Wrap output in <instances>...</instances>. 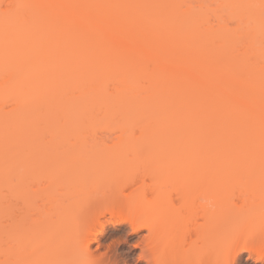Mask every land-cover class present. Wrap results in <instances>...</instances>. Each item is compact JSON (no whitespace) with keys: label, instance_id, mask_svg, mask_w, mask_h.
<instances>
[{"label":"bare ground","instance_id":"bare-ground-1","mask_svg":"<svg viewBox=\"0 0 264 264\" xmlns=\"http://www.w3.org/2000/svg\"><path fill=\"white\" fill-rule=\"evenodd\" d=\"M101 1L98 0H7L6 2L10 4V7L8 6L6 10L11 8L10 9L11 14L9 10H8L9 15H7L8 13L5 11L7 14L5 13L6 15L4 14L5 16H3V18L6 19L12 18L11 21L6 20V22L10 21L7 23V25L10 24L11 26L12 23L16 22V24L20 26L18 27V29H20L21 31L17 30L15 27H11L12 29L7 28V26L4 27L5 19L1 17L0 18L3 19L4 22H1L2 20H0V23H2L3 26L2 28L5 29L4 34L6 33V31H8L9 33V34L8 33L5 34L6 41L9 38H10L9 40H12L11 37H13V41L15 40L16 43L17 42L20 43L19 41L22 40L21 36L23 38L24 35H26L25 34L26 30H24L25 32L22 30L23 27L25 26L30 27L28 28L29 31L32 29L31 26L33 25V23L30 24L28 19L35 21L42 20L36 23V24H40L39 25L40 29L38 28V30L40 31L36 29L33 30V32L36 31L33 38L34 40L35 38L37 39V36L41 37V31L47 30L48 31L47 34H48L51 31V28H53L52 32L56 34L52 36L53 33H51L50 39L52 37L54 38L57 35L59 37V41L56 39L57 36L55 37V39L53 38L52 39L54 41H57L56 43L58 44H56L51 39L52 41V43L50 41L51 46H49L50 43L48 44L45 42L43 49L47 48V44H48L49 47L53 46V48L51 49L48 48L49 50L48 49L47 50L48 51L51 50L50 52L54 53V50L56 51L57 48L56 47L54 49V46L59 45L58 46L59 48H57V50H61L62 53L61 57H63V59L61 58L58 64L56 62L55 67L57 68L58 66L61 69L62 66L61 72L59 71L60 69L57 68L58 73L60 72L62 74L60 75L62 76V78L60 77V79H62L61 83L63 80L65 83H67L70 81L71 78H72L71 80H73V77L77 78L75 83L73 81V85H76V87L79 86V88H76L78 89L76 91H78L79 94L84 93L85 96H91L92 99L102 92L101 91V89H103L102 87L105 86L104 84L106 82H108L107 84H109L110 80H111L110 83L112 85H114V83L115 84L117 83L115 85L117 86L115 87V89L118 91L119 94L124 93L125 91L127 92L129 90L130 91L133 90L134 92L135 91L134 89L136 88L135 86H139V84H141V81L145 80L149 85V87H147L148 89L147 88L145 89V92L150 88V90L147 91V93H145L146 95L151 94L153 96L154 94V96L157 97V95H159L158 91L160 90V89L157 90L156 89L157 87L164 88V90L162 89L164 92L160 90L162 93L166 92L168 94L169 92V94L172 95V96L168 95V98H172L173 100L169 99L170 100L169 103L172 102L173 103L171 105L168 103L167 105L170 106L168 107V109L166 108L167 106H165L166 108L165 111L164 110L159 111L158 109L159 104L157 103L158 105L157 106L156 103L154 104V102L153 104L152 102L149 103L148 106L145 105L146 107H142V108L138 107L137 109H135L136 107H134L133 109L131 108L130 109L131 111L130 110L127 111L125 113V116L120 118L121 120L124 119L125 125L123 124V126H120L122 125L120 124V122L117 123L118 124L117 126L116 124L114 125V122L111 123L109 122L110 120L108 121L106 118H103L108 121L106 122L107 124L105 130L108 129L107 126L111 124L114 127L111 128L112 130L113 129L116 130L117 128H119L121 132L122 131L125 132V130L128 131L127 129H130L134 132L133 129L136 127L138 130H140V132H142V133L139 132L140 134L152 133L153 131L154 133L156 131L162 133L164 131L167 132L185 131L186 133L189 132L187 135L190 134V137L188 136L187 137L188 140L185 139V142L183 141L184 144H186L184 148H179V146L173 143V146H176V148L170 147V151L167 154L165 153L168 152L167 151L168 149L165 150L166 152L163 150L164 153L163 151H161L160 152L162 154V155L160 154L161 158L159 157V152L157 154L159 158L155 154L156 158H158L159 160L156 161V159L153 158L157 163L156 166H158L154 168H160V169L163 168V170L162 172L157 170V175H155L157 180L156 179H155L156 181L154 180L156 182L154 185L152 184L147 185L148 187L143 186V189L140 188L137 190L136 188L138 187H136L135 189L133 188V191L130 190L131 192L129 193L125 192L126 194L123 195L124 192L122 191L120 192V187H118L119 192H117L118 189L117 186L115 185V184L117 185L119 184L118 183L119 180L115 182L113 180L114 183H110L109 185L110 179L106 178V180L108 179V181L103 183L101 182L102 184L100 186L102 187L103 185L104 186L103 189L104 188L107 189L108 187L110 188L111 186L113 188H116V191L115 190L112 191L110 189L112 193L111 194L108 193L110 194L108 195L110 197L107 201L109 202L110 199L116 198L117 194L119 195L121 194L119 197H117V200L113 201V204L111 202L109 203L105 202V199L103 198L102 195L103 192H101L102 193L101 194L102 197H101V195L99 194L100 191L99 193L96 192L97 188L93 187V185H91L90 191L87 190L84 195L80 193L79 197L83 196L84 198V199L82 198L78 199L80 201V206L79 204L78 205L75 204L77 207L74 205L76 208L73 205H71L72 207L68 206L71 209L74 207V212L77 210V214L78 212L82 213V215L81 214L79 215L81 218L80 217L78 218L80 219L79 222L81 223H76L78 222V219L76 218L77 214L73 215L74 214L73 213L71 216L73 220H75L73 226L77 229L76 232L74 229V232L77 235L79 234L78 230H81L79 232L82 233L81 244L76 245L75 246L76 248H74L79 250V251L77 250L78 252L76 254L77 257L74 254L76 253L74 252V249L73 250L70 249V253L74 252L73 253L74 257H71L70 259L71 264H106L107 260L108 262L110 260L112 264H118L117 262L118 259L116 258L119 256H116V249H117L116 247L114 248L115 251L112 253V255L110 253L108 254L109 256L105 255L109 259L105 258L103 255L102 257H104V259L101 258V260L98 259V257H101L98 255V252L97 253L96 251L92 252L89 249L90 247L89 241L93 240L95 243H98V240L105 233L107 229L106 227H104L105 223L106 225L109 223L113 227L112 229L109 230L110 231L109 233L116 237L118 234L115 227L121 226L122 224L127 225L125 227L129 228L131 236L140 234L141 232L145 231L146 236L144 238L142 237L143 238L142 240L140 239L142 242H141V248L139 249L142 251L140 252V254L142 253L141 256L143 255L140 258H142V261H144L145 264H233V261H235L236 257L238 256L237 255L238 252L243 251L244 249L245 250L248 249V252L250 254L252 253V250L249 251V248H247L250 246L249 244L245 245L246 248L243 246L244 249H239L238 248L239 244L238 245L236 244L238 247L234 244L233 245L234 248L232 247L233 249L232 257H230L231 256L230 253L229 256L230 258H227L225 256L227 254L226 252L227 247L225 245L227 244L226 241H228L226 239H228L231 236L230 235L231 232H234L236 235H239L240 231L242 233L244 232L245 234L246 232L248 233L256 232L257 236L261 235L256 237L257 242L260 244L261 242L264 241L263 238L264 235L261 234L264 232V215H263L264 211H260L259 208H258L259 210L255 209V207L257 206L254 207V202H250L249 200H246L248 198L249 199L255 198L254 195L251 196V198L249 197L250 191L252 190L251 189L246 190L249 193V195H247V198L244 199V201H242V199H240L242 197L239 196L240 198L237 199L236 204L234 203V206H229L232 207L233 209L229 208L230 210H228V208H226L227 203L226 204L224 203L225 199L227 201V198H224L225 196L223 195L224 193L222 192L224 186L221 187L220 184V180L225 179L227 175L230 174V172H235L236 170L241 169L242 167H248V168L250 166L253 168L255 167V169L258 168L261 170V172L263 171L264 173V94H263L264 89L258 83L256 84L254 83L255 81H253L254 78H256L257 80L258 78H260L256 76L258 74V73L256 74V72L259 71L260 69L259 67H261L260 65L264 63V0H200L197 1L198 3L196 1L192 2L194 4H198L199 6L202 5L203 10H205V8L207 7V10L204 13H206L207 11L213 12L214 11L213 9L218 8L216 11L217 14L218 13H220V15H222L223 13L226 14L225 19L228 20L226 21L227 24L223 22L224 19L222 18V16L219 15L220 18L219 17L217 18V16L214 17L217 19L216 20L217 26L219 25L217 27V30L220 31L221 29V31L224 30L227 32L228 23L229 22L233 23L235 25L233 28L234 31L235 30L237 31V34L240 35L239 39L242 40L240 41L241 48H239V46L237 48H239L240 49L239 51H241L242 53L243 52L245 53L246 59L250 58L247 56H253L256 58V60H258V63L261 62L260 64H258V66H256L257 70L256 68L255 69L253 68V70H251L252 67H249L248 65H247L248 67L245 68V65L247 64V63L244 64L243 61L245 60L241 61L242 60L241 57L238 58L237 56H235L236 52L233 54L230 53V52H234L231 49H234L235 44L232 42L231 46L229 44H228L229 46L227 45L226 42L230 41L233 38V37L232 38L229 37V39L227 38L226 40V37L228 35H225V37H223V40H225L224 42L218 41V43L222 44L220 45L219 49H222V47L223 49L228 48L227 54L225 53L228 57L226 58L224 56V58L226 59L223 58L224 60L221 63L219 60L218 62L220 64H218V62L217 64L213 62L209 63L211 62L209 61V58L210 56H212L210 54L212 53L219 54L220 50L217 49L219 51L217 52L215 49L213 50L212 47H211L212 49H210L208 44H207L208 49L206 45H204L205 46L204 49L205 51H207L205 52L207 55L206 54L203 55L204 60L203 58H200V60L197 61L193 60L194 57L193 54L199 51L198 47H200L201 49L203 44L206 42L203 41L204 43L202 44L201 42L199 43L195 41V39L198 41L199 38H201L202 36L204 37V33H202V31H200V34L198 33L197 35L198 37L197 36L195 37V35L192 33V30L193 31L195 30V27L199 22H201V24L203 23L205 19L204 18L205 15L202 14V12L200 13L196 11V6L194 5V7H192L189 4L191 1L186 2V5L188 3V6L187 8L185 7V9L182 11V9L180 10L179 8H181L182 5L181 3H184L185 1L173 0L171 3L168 4L167 6L168 11L166 9L167 13L166 11L164 12L166 14H159L160 8H159V1L157 0H151V2L150 0H141V1L128 0V2L119 0L120 2L121 1L123 2L122 4H124L125 2L126 4L127 3L130 4L131 5L130 9L126 8L129 7L127 6L128 4L124 9L123 7L125 5L123 7L120 6L122 4L119 5L118 1L115 2L114 0H108L109 3L106 4L99 3ZM132 1L136 5L135 9L133 8L134 10L132 9V5L134 4ZM137 2H139V4H142L143 6H139L137 8V4H138ZM146 3L147 4L150 3L149 4L150 7H148ZM206 3L208 4L204 6V4ZM214 4H216L217 7L216 5L215 7L211 6ZM135 5H133V7ZM177 6L179 8H177ZM209 7L210 10H208ZM211 7H213V9H211ZM157 13L161 17L157 16L158 15ZM45 21L52 23L50 24L51 26L48 25L50 30L48 28L45 29L46 27V25L44 24L46 23ZM42 24L43 26H41ZM6 28L11 31V34H13L12 36H10L11 35L10 31L6 30ZM204 29L203 32L207 30L206 27H204ZM12 31H14V33ZM15 31L17 33L19 31L20 32L17 34L15 33ZM191 33L194 35L193 43H192L193 41L192 37L190 35ZM14 34L19 35L18 37L20 40L15 39ZM188 35L190 36L189 38L190 40L189 39L188 40L186 39V41L184 40L182 43H180L178 47L177 45L178 42L176 44L175 39L181 40V38L189 37ZM4 36L3 38L5 40ZM159 36L161 38L160 43H159V39H160ZM31 38L32 37L28 39ZM220 38H221V34H220ZM28 39L26 41L23 40L25 43H23L22 41V43L18 44V45L25 44L24 46L22 45L21 49L20 47L17 46L15 42H14L15 44L13 45L10 44V47L5 46L6 44L4 43L3 45L5 47L2 46V49L7 48L6 50L4 49L5 52L7 51L5 54H13L19 52L25 53V50L29 52L28 48L30 50L32 48H30V46L28 47V45L29 44L32 45L31 41L33 40L29 42ZM234 39L236 40L237 43L239 42L237 41V37L236 38L234 37ZM40 40H42V38ZM218 40L220 39L218 38ZM60 41L61 43L59 44ZM232 41L234 40L232 39ZM36 42H34L33 45ZM186 43H188L187 46L183 48V46L181 45H186ZM223 43L225 44V46L223 45ZM11 46L13 48V51H11L12 53H10V51L8 50L9 48H11ZM16 47L19 48L20 51ZM36 47H38L39 49L40 44L37 45ZM230 47L231 49H229ZM16 49L18 50L17 52H15ZM35 49L31 51L34 52L36 51ZM43 49L41 48L42 51L40 50L38 51L42 53L45 52L47 53V51ZM208 50H213V51L208 52ZM183 51H185L186 53L184 52L185 53L184 54ZM13 55L15 56V54ZM17 55L15 57H17ZM239 59L241 63L239 62ZM233 60L238 61L239 63H235L233 62ZM14 61L16 62L17 60L15 59ZM14 61H13L14 63L13 65H16V68L15 67L13 68L14 71L12 68L9 69L11 70L9 71V75L12 74L11 76H9V78L10 77L11 78L10 79L8 78L7 80L8 82H4V83L8 84L12 80H13L12 82L15 84L17 83V81L21 82L19 79L23 81V79H25L24 76L26 77L27 75H29V73L33 74L34 71L31 68L32 66L33 69L37 67L32 65L31 63L28 64L25 63L27 61H25L23 64H20L18 62L15 64ZM249 61L250 60H248V63L251 66ZM253 63L256 64L255 62ZM150 64L152 65V67L149 68L148 70L149 74H148L147 72H144V70L146 71V69H148L147 66H149ZM47 65H45L44 67L42 65L43 69H45ZM159 65L161 66V68H163L164 73L162 76H159ZM42 67H37V69L39 68V70L41 71ZM253 67H255V65ZM151 69L152 71H150ZM243 69L244 71L245 69L248 70L244 73L242 72L241 74L240 72ZM24 71H26L27 75L24 73ZM25 80L23 82H25ZM12 82L11 84H13ZM23 82L17 83L16 85L23 84ZM4 83L0 84L1 87L2 84ZM51 84L52 82L49 83V87ZM56 84L57 82L55 83V85ZM9 85H7L6 87H8ZM53 86L51 87L53 88ZM31 87L29 88L27 86L28 89L26 90H28V93H26L27 92L25 90L26 87H24L23 88L24 91L23 90L22 91L23 93H26V95L22 93L21 97H17V100L20 99L19 101L21 102L20 103L21 106L23 104H26L27 101H28L27 104L29 102L32 104V105L30 104L31 106L33 105H35L36 107L38 106L37 102L39 101L35 100L34 101L35 104H33V99L34 96H37L38 94H39L38 96H40L41 94L40 92L42 88L41 86L40 87L37 86L35 88L34 87L31 88ZM68 87H71V85ZM151 87H154L153 90L151 89ZM10 90L7 91L10 92ZM0 92H1L0 97H2L1 96L2 94H4L3 96L5 95L7 96L6 91L2 92L1 89ZM155 92L158 93L155 95ZM203 95L204 97H206L207 95L209 96L211 95V96L203 98ZM6 96L2 98H6ZM152 96L151 98L153 99L154 96L153 97ZM2 98L0 99L2 100ZM58 98H60V96ZM27 104L26 106L29 107L30 105L28 106ZM79 105L82 106L81 103H79ZM74 106H75L73 107L74 113L72 114H77L78 113L77 110H80L82 107L78 106L77 108L79 109H77L76 104ZM162 107L164 108V106ZM32 108L34 112L37 110V108L34 107ZM111 110L112 109L109 108L108 106L105 111L106 114H108L107 112H111ZM121 111L125 112L126 110H121ZM121 115H124V113ZM120 119L118 118L119 121ZM137 121L139 122L138 124H136ZM126 123H128V125L133 123L131 124V126L133 125L134 126L131 129ZM97 124L101 125L99 122ZM126 125L128 126L127 129H126ZM96 126H93V128L94 127L96 128ZM82 127L83 125H81V129H84V127L83 128ZM101 127L104 128V126ZM101 127L98 126L100 130L103 129ZM93 128L91 127L90 129L95 130ZM190 132L193 133L194 137ZM196 134L198 135V137L195 136ZM10 138L12 139V135H10ZM189 140H191V142H189ZM11 141L9 142L11 143ZM176 143L178 144L179 142ZM96 151L94 150L93 152H95L96 154ZM2 161L0 162L1 164ZM149 161L152 162L153 160L150 159ZM142 163H144V161H142ZM162 165L163 167L161 168ZM103 167L104 166H102V168ZM18 168L19 166H16V169L15 168L13 169L15 170L14 175H17L19 173L20 168L19 169ZM102 168L101 169L98 168L96 171H94V174L93 172L91 173L95 175L97 174V172H100L98 174L104 175L106 170L104 171L105 168H103L104 172L100 171L102 170ZM150 169L152 170V168ZM91 173L86 174V176L87 177L91 176ZM82 179L83 178L80 179L82 181L80 188L82 187L83 190L86 188L88 189L87 183L86 186L82 185L85 183L83 182L85 178L83 180ZM87 179L85 181H87ZM122 180L123 179H120L121 184H122ZM88 181H90V179H88ZM97 183L99 184V182ZM104 183L105 184L107 183L109 186H105ZM126 185L127 184H125V187ZM129 186L130 184L126 188H128ZM168 186L169 189L166 188ZM170 187L173 189V192L171 191L172 189ZM254 189L256 190V192L260 191L258 188L257 189L254 188ZM16 191L14 192V190H12V192H14L13 194L19 196L17 195L19 193ZM170 191H171V195L168 194L170 193ZM261 192L262 190L260 191V193ZM87 193L90 194L88 195ZM252 193L255 194V192ZM262 193L264 194V192ZM96 194L97 196L98 194L100 195V197L102 198L101 201L99 199V196L97 197ZM15 195L14 197H16ZM93 196L96 198H94ZM92 197L93 200L90 201L93 204L89 202V199H91ZM238 200L239 201L241 200L242 202L240 201L241 203L238 204L237 203ZM96 201L99 203H97ZM100 202L101 203L104 202V203L101 205ZM242 203H244L245 205H243ZM104 204H106L105 206H107L106 210L108 211V215L106 216H108L109 218L107 222L105 221L104 223L98 222L99 224L97 226L96 225L97 221H95L96 219L94 220L93 218L90 217L92 216L93 212H95V209H96L95 214H97L98 213L97 211L98 210L100 211V209L102 211L101 214L99 213L100 215L97 214L99 216L96 215L97 218H99L101 215L103 216L104 213L107 212L105 210ZM89 205L91 206V208ZM98 205L103 206L104 209H102L101 207L99 208ZM223 205H225V208ZM250 205L253 206L251 207ZM108 206H111L110 210L108 209L109 208ZM242 206L244 207V209ZM247 206H250V209L246 208ZM82 207H84V211H86L85 209L88 208L89 209L85 213H83L84 211L83 209H81ZM97 208L99 209L97 210ZM104 210L105 212H103ZM90 211L92 214L89 215ZM230 211H233V216H229L232 215V214H228V212L232 213ZM93 216L96 217L95 215ZM227 216L229 217V221L226 220L228 219ZM193 219L194 220L199 219L200 221L199 220L194 221ZM232 219H233V224H232ZM92 220H94V222ZM191 223H193L191 225L192 229L194 228L193 229L194 233L193 232L190 233L191 235L193 234V236L190 235L192 237L191 240L193 241L190 240L191 243L189 244L187 243L186 247H184V245L181 244L184 241L182 242L181 240L186 239L184 238L185 236L184 233L185 231L187 232V230L191 229V226L189 225ZM79 224H81V226H79ZM93 224H95V226L97 227H95ZM100 224L103 226H101ZM229 224H231V226H229ZM73 226L70 227L74 228ZM226 226H227V230H229L228 228H230L229 230L230 232H227V235H230L228 236V238L226 236V231H225ZM261 230L262 232L259 233V231ZM92 231H95L96 235L93 236L91 239H89L90 237L88 236ZM189 231L191 232V230ZM72 234L73 233H71V235ZM186 234H189V232ZM241 235L243 236L244 234ZM241 235H239V237H241ZM77 238L78 237H76L75 239L78 241L79 239ZM117 238H119V236ZM120 238L116 240L117 241L116 243L118 245L121 244L124 245L126 242L124 243L123 242L124 240L122 239L125 238L124 237L121 239ZM82 244L84 246H82ZM262 245H264V242L262 243ZM78 246L80 248H78ZM71 248H73V246ZM250 248L252 249L253 245ZM108 249H110V247ZM255 249L256 248L254 247L253 248L254 253H256ZM69 255L71 256L72 254ZM65 257L68 256L66 255ZM228 259L229 262H227Z\"/></svg>","mask_w":264,"mask_h":264},{"label":"rangeland","instance_id":"rangeland-1","mask_svg":"<svg viewBox=\"0 0 264 264\" xmlns=\"http://www.w3.org/2000/svg\"><path fill=\"white\" fill-rule=\"evenodd\" d=\"M6 1L7 0H0V17L1 18H3V16H5L7 13H8L7 15H9V11L11 9L10 8V9L6 10V8L8 6L10 7V4L8 3L9 1L8 2H6ZM98 1H101V0H98ZM114 1L115 2L118 1L119 3L118 2L117 3L119 5L123 3L122 1L120 2L119 0H114ZM123 1L128 2V0H123ZM157 1H159V8H160L159 14H166L168 11L167 6L173 0H157ZM184 1H185L184 3H181L182 4L181 8H179L180 4H179V7L177 6V8H179L180 10L182 9V11H183L185 9V7L187 8V6H188V3L186 5V2L191 1L189 4L192 7H194V5H195L196 11H198L200 13L202 12V14L205 15L204 16L205 19H204L203 23L201 24V22H199L198 24H201V25L197 24V26L195 27V30L194 31L192 30V33L195 35V37L198 35V33L200 34V31H202V33H204V37L203 36L201 37L199 35L201 38H199L198 41L195 39L196 42H199V43L201 42L202 44L204 43L203 41L206 42L203 44L201 49H200V47H198L199 49L197 48L199 51L195 52L193 54V56L195 57L194 58L192 56L193 60L197 61V60H200V58H203V55H205L206 54L205 52H207L204 49L205 48L204 45H206V47L208 49L207 44L209 45L210 49L213 48V50L215 49L217 52H219L217 49H219L220 45H222V44L218 43V41L224 42L225 40H223V37H225V35H228L226 37V40H227V38L229 39V37H231V38L233 37L232 39L235 41L234 42L231 39L230 41L226 42L227 45L229 44L230 46L232 45L231 44L232 42L235 44L234 49H231V47L229 48L232 51H234V52H230V53L233 54L236 52L235 56H237L238 58L241 57V59H242L241 61L245 60V61H243L244 64L247 63L245 65V68H247L249 66V67H252L251 70H253V68L255 69L256 66H258V64L261 63V62L258 63V60H256L255 57L247 56V57H250V58H247L248 60H250L249 61L251 64V66H250L248 63V60L246 59L245 53L244 52L242 53L241 51H239L240 50L239 48H241L240 41H242V40L239 39L240 35L237 34V31L236 30L234 31L233 28L235 25L233 23H231V22L228 23V26H227L228 31L227 32L224 30L221 31V29H220V31L217 30V27L219 25L217 26V23H216L217 19L214 17L217 16V18L218 17L220 18V16H222V18L224 19L223 22L225 24H227L226 21H228V20L225 19V15H226L225 13H223L222 15H220V13H218V14L216 13L218 8L213 9V7H215L216 4L211 5V6H213V7H211V9L214 10L213 12L207 11L206 13H204L207 10V7L206 8L204 7L205 10H203L202 5L199 6L198 4L192 3L194 1L197 2L200 0H184ZM150 2H151V0H150ZM153 2H155V1H153ZM99 3L106 4V3H109V1L108 0H102ZM137 3H136L137 8L139 6H143L142 4H139V2H137ZM7 4H9V5H7ZM127 4L125 2L124 4H122L120 6L123 7L125 5L123 7L125 9ZM149 4H147L148 7H150ZM207 4L208 3L204 4V6H206ZM133 5H135V3ZM133 5H132V9L133 8L135 9L136 5L134 7H133ZM127 6H129V7H126V8H128V9L131 8L130 4H128ZM208 6H210V5H208ZM216 7H217V5H216ZM166 9H167V11H166ZM208 10H210V7ZM165 11H166V13H164ZM10 14H11V11H10ZM159 14L157 16H159ZM159 17H161V16H159ZM1 18H0V20H2L1 22H4L3 19H5V23H4L5 26L4 27L7 26V28H10V29H12L11 27H15L17 30H20V29H18V27H20V26H18L16 24V22H14L13 20L12 21L14 23H12L11 26H10V24L7 25V23L10 22L12 18H10V19H8V18L7 19L6 18L1 19ZM6 20H10V21L6 22ZM28 21L30 24L33 23L32 26L30 25L32 27V29L30 30L31 32L28 29L30 27L25 26V27H23L22 30L23 31L26 30V32L24 31L26 35L23 34L24 35L23 38L20 35L22 40L19 39V37H18L19 35L14 34V36H15L14 38L17 40H20L19 42L22 43L23 40L26 41L28 38L32 37L31 39H28L29 42L31 40H33V41H31L32 45L29 44L28 47L30 46V48H32L31 49L32 51L35 48H37V49H35L36 51H38V50L42 51L41 48L43 49L45 42L49 44L51 39L53 38L52 37L50 39L51 33H53L52 36H54L56 33L52 32L53 28H51V31L48 34H47V32H48L47 30H45L46 31L45 32L43 29H41V30H43V31H41V37L40 36L38 37L37 36L38 34H37L36 35L37 39L35 38V40L37 41L36 42L33 39L36 31L33 32V30L34 29L38 30L40 24H36V23L40 22L42 20L35 21V20L28 19ZM45 22L46 23L42 22L46 25L45 29H47V28L49 29L48 25H50L52 23H50L48 21H45ZM41 26H43V24ZM2 27H3L2 23H0V84L4 83V82H8L7 80L9 78V76L12 75V74L9 75V71H11L9 69H11V68L13 69L14 67L16 68V65H13L14 64L13 61L15 59L17 60L16 62L14 61L15 64L17 62L20 64H23L25 61H27L25 63H27V64L31 63L32 65L37 66V67H42V65L44 67L47 64H50V65H47V67H45V69L47 68L46 70L43 69V67H42L43 70L41 69V71L39 70V68L37 69V67H35V69H33V66H32L31 68L34 72H33V74L29 73V75H27L26 71H24V73L27 75L26 77L24 76V78L26 80L23 79V81L25 80V82H23L21 79H19L21 82L17 81V83L23 82V84L16 85L17 83L16 84L13 83L12 82L13 80H12L8 84L4 83L7 85L10 84L8 87H6L7 85H4V84H2V87L0 85V87H1L0 90L2 89V92L6 91V93H7V96L5 95L6 98H2V97H5V96H3L4 94L1 95L2 97H0V98H2V100L0 99V136H1L0 137V162L2 160H4V161H2V164L0 163V170H2V171H0V264H38L39 262L41 264H71L70 259H71V257H74L73 253L76 252V253H74L75 256L78 253L77 252L78 249H74V248H76L75 247L76 245L81 244V240H82V235H81L82 233L79 232L81 230H78L79 234L76 235L75 232L77 229L73 226L75 223V220H73V218L71 217L73 213H74L73 215L77 214L76 209H75L76 211L74 212V207L76 206L75 204H77V205L79 204V206H80V201L78 199L79 198L84 199L83 196L79 197L80 193L84 195L87 190L90 191V187H91V185H93V187L97 188L96 192L99 193V191H100V193H99L100 195L102 194L101 192H103V194H102L103 198L105 199V202H108L107 200L110 197L108 195H110L113 190L116 191V188H113L111 186L110 188L109 187L107 188L108 191H107V189L104 188L106 190L105 191L103 189L104 186L102 185V187H101L100 185L103 182L108 181V179L106 180V178L110 179L109 185H110V183H114L117 180H119L118 183L121 184L120 179H123L121 185L115 184L117 186V189H118L117 192H119L118 187H120V192L121 191L124 192L123 195L133 191V188L135 189L136 187H138V188H136V190H137L140 188L143 189V186L148 187L147 185H151V184L154 185L156 183L155 181L157 180L155 177V175H157V170L160 172H162V170H163V168H162L163 165L161 166L162 169L154 168V167H158V166H156V164H157L156 161L159 160L158 159L159 157L161 158L162 154L160 152L168 149L167 150L168 152L165 151L166 152L165 154L169 153L170 147L176 148V146H173V143L175 145L179 146V148H184L186 145V144H184L185 139L188 140L187 137L188 136L190 137V134L187 135L189 132L186 133L185 131H178V132L177 131L176 132L164 131L166 133L157 132V131L154 133V131H153L152 133L140 134L142 132H140V130H138L136 127L135 128L137 130L134 128L133 129L134 132L130 129H127L128 126L132 129V127L134 125L131 126V124H133L135 121L133 123H131L130 125H128V123H126L128 125V126L126 125V129L128 131L125 130V132L124 131L121 132L119 130V128H117L116 130H114V129L112 130L111 128L113 126L111 124L109 126H107L108 129L105 130L106 124H107L106 122H108L109 120H110L109 122H111V123L114 122V125L116 124L118 126L117 123L120 122V124H122L120 126H123L124 119L121 120L120 118L124 117L125 113L127 111H129L131 108L133 109L134 107H136L135 109H137L138 107L139 108L146 107L149 105V103L152 102V104H153V102H154V104L156 103V105L158 103L159 107L162 104V106H164V108H165V106H167L166 108L168 109V107L173 103L172 101H171L172 103H169L172 98H168V95H170V96H172V95L169 94V92H168V94L166 92H165L166 94L162 93V92H164L163 91L164 88L163 87H161V88L157 87L156 88L157 90L160 89L162 91V92L160 90L158 91L159 95L161 97L159 95H157V97H155L154 94H153V96H154L153 97L150 94L153 97V99H152L149 94L148 95L145 94V93H147V91L150 90V88H149V90H147L145 92V89L147 87H149V85L145 80H142V79H141L142 80L141 84H139V86H135L136 87L135 89L132 88L135 90L134 92H133V90L132 91L129 90L127 92L123 91L124 93L119 94L118 91L115 89V87H117V86H115L117 83L116 84L114 83V85H112L110 83V81H111L110 80L109 84H107L108 82H106L104 84L105 86H103L102 87L103 89H101L102 92L99 95H97L96 97L91 99V96H85L84 93L79 94V92L76 91V90H78L76 88H79V86L77 85L78 87H76V85H73V81L75 83L77 78L73 77V80H71L72 78L69 77V78H71L69 82H71L72 84L69 82L65 83L64 80L61 83L62 79H60V77L62 78V76H60V75H62V74L60 72L62 71L61 70L62 66H61V69H60V67L57 66V68L60 69L59 73H58V69L55 67L56 62L58 64V62L61 60V58L63 59V57H61L62 56L61 50H57V48H59L58 47L59 45L54 46V49L57 47L56 51L54 50V53L50 52L51 50L48 51L49 49L53 48V46L49 47V46H51L52 41L49 44V46L47 44V48H44L47 51V53L46 52L42 53L40 51L32 52L29 48H28L29 52H27L25 50V53L24 52L23 53L22 52L21 53L20 52L19 53H13V54H15V56L17 54L20 55V56L17 55V57H18V59H17V57H15L13 54H5L7 52V51L5 52V50L7 48L5 49L4 47L5 46L10 47V44L13 45L16 43V41L15 40L13 41V37H11L12 40H9L10 38L8 37L9 39H7V41H6V35L5 34L8 33V31H6V33L4 34L5 29H3ZM52 27H53V25H52ZM204 27H206V29L208 31L206 30L203 32ZM7 28H6V30H9ZM16 31H15V33H17ZM38 31H40V30H38ZM12 32L14 33V31H12ZM192 33L190 35L192 37V40H193L192 43H193L194 42V39H193L194 35ZM227 33H229V34H227ZM10 34H11V31H10ZM206 34H208V35H206ZM211 34H212V36H211ZM220 34H221V38H220ZM12 35L13 34H11L10 36H12ZM3 36L5 37V40H4ZM48 37H49V39H48ZM55 37L53 39H55ZM57 37H56V39L59 41V37L58 38ZM234 37L235 38L237 37V41H239L238 43L236 42ZM25 38H27V39H25ZM39 38L40 39L42 38V40H40ZM159 38H160V36H159ZM189 38H190V36L181 38V40L175 39V41H176L175 43L177 44V42H178L177 45L179 47L180 43H182L184 40L186 41V39L188 40ZM218 38L220 40H218ZM39 41H40V43H39ZM34 42H36V43L33 45ZM54 42L56 43L57 41H54ZM160 42H161V38L159 39V43ZM4 43L6 44L5 46L3 45ZM20 43L17 42L16 44L21 49L23 44L18 45ZM23 43H25V42L23 41ZM38 43L40 44L39 49H38V47H36L37 45H39ZM60 43H61V41L59 42V44ZM188 43H186V45H181V46H183V48H184L187 46ZM7 44H9V45H7ZM56 44H58V43H56ZM183 44H185V43H183ZM53 45H55V44H53ZM212 45L216 46V47H213ZM223 45L225 46L224 43H223ZM2 46H4L3 48L5 50L2 49ZM238 46H239V48H237ZM24 48H26V47H24ZM17 49H19V48H17ZM17 49L15 50V52L18 51ZM20 49H19V51H20ZM8 50L10 51V53H12L11 52V51H13L12 46ZM213 50H208V52L213 51ZM219 50H220L219 54L218 53L210 54L212 56H210V58H209V61H211L209 63L213 62V63L217 64V62L219 60L221 63L224 59H226L228 57L226 55L228 52V48L223 49V47H222V49H219ZM184 52L185 51H183V53ZM228 55H229V53H228ZM238 55H240V56H238ZM224 56L226 58H224ZM232 56H234V55H232ZM205 57H207V56H205ZM203 60H204V58H203ZM252 61L255 62L256 64H254ZM9 62H11L12 64ZM52 62H54L55 64ZM233 62L239 63L240 59H239V62L234 61V60H233ZM220 63L218 62V64H220ZM254 65H255V67H253ZM262 65H263V67H262ZM262 65H260L261 67H259L260 68L259 71L256 72V74L258 73L256 76L260 77V78H258V80L256 78H254V80L253 79L252 80L255 81L254 83H256V84L258 83L264 89V63H262ZM48 66H50V67H48ZM151 67H152V65L150 64L149 66H147L148 69H146V71L144 70V72L148 73L149 72L148 70ZM247 70L245 69V71H244V69H243L240 73L242 74V72L244 73ZM256 70H257V68H256ZM13 71H14V69H13ZM150 71H152V69ZM163 73H164L163 68H161V66L159 65V76H162ZM52 80L54 81V83ZM50 81L52 82V84L49 87V83H51ZM11 82L15 86L13 84H11ZM56 82H57V84L55 85ZM70 85H71V87H68ZM27 86L29 88L31 86L34 88L37 86L38 87L41 86V88H42L41 92L38 90L41 93L40 96H38L39 95L38 94L37 96H34V99H33V104H35V102H34L35 100L39 101V102H37L38 103L37 107L35 105L31 106L32 104L30 102L27 104L28 101L26 102V104L28 106L31 104L29 107H27L26 104H23L24 106L23 105L21 106V104H20L21 102L19 101L20 99L17 100V97H21V95L24 91L23 88L26 87L25 90L28 89ZM43 86L45 87V89ZM51 86H53V88ZM48 87H49V89H48ZM153 88L154 87H151L152 90H153ZM6 89L8 91L10 89L11 90H10V92H8ZM36 89H38V88H36ZM57 90H58V92H57ZM165 90H166V88H165ZM26 91H27L26 93H28V90H26ZM151 91H150V93H151ZM158 92H155V95ZM26 93H23V94L26 95ZM0 94H1V92H0ZM58 95L60 96V98H58L59 97ZM204 95H206V94H204ZM204 95H203V98H206L209 96V95H207L206 97H204ZM149 97H150V99H149ZM35 98H37V99H35ZM158 98L159 99L161 98V99L159 100ZM31 99H32V97H31ZM21 100H22V98H21ZM111 102H113V103H111ZM79 103H81L82 106H80ZM168 103L170 104L169 106L167 105ZM75 104H76V108L78 106H80L82 108L80 110H77L78 111L77 114H72V113H74L73 107H75L74 106ZM108 106L112 110H111V112H107L108 114H106L105 111H106V108ZM116 106H118V107H116ZM162 106L160 108H163ZM22 107H24V108H22ZM32 107L37 108V110L34 112ZM159 107H158L159 111L160 110H164V111L166 110V108L160 109ZM77 109H79V108H77ZM121 110H126V111L124 112ZM119 111L121 112V114L124 113V115H121ZM164 111H162V112H164ZM103 118H106L108 121L106 119H103ZM112 118L115 120H113ZM118 118L120 119V121L118 120ZM98 122L101 125H98L97 124ZM138 123L139 122L137 121L136 124H138ZM81 125H83L84 129H81ZM93 126H96L97 129L95 127L93 128ZM98 126H100V127L104 126V128L101 127L103 129L100 130L98 128ZM79 127H80V129H79ZM91 127L95 130H91L90 129ZM191 134L193 135V133H191ZM10 135H12V139L10 138ZM195 136L198 137L197 134ZM193 137H194V135H193ZM175 140H177V141H175ZM9 141H11V143ZM176 142H179L178 143L179 145ZM189 142H191V140H189ZM187 146H189V145H187ZM94 150L95 151L100 150V151H98V153L96 151V154H95V152H93ZM164 151H163V153H164ZM173 151H175V150H173ZM100 152H101V154H100ZM158 152H159V157L157 155ZM155 154L157 155L158 158H156ZM145 157H147V158H145ZM153 158H155L156 161ZM150 159H152L153 161L152 162L149 161ZM142 161H144V163H142ZM6 164H7V166H6ZM16 166H19L20 169L18 168L19 173L17 175H14L15 170H13V169L14 168L16 169ZM102 166H104L103 168H105L104 171L106 170L104 175L98 174L100 172H97V174L93 175L94 171H96L98 168L101 169ZM103 168L100 171H103ZM150 168H152V170ZM236 171L230 172V174L227 175V177L225 176L226 178L224 177L225 179H221L222 181L220 180L221 187L224 186L222 192L224 193L223 195L225 197L224 196L223 197L227 198V201H226V199L224 201L225 204L227 203L226 208H228V210H230L229 208H232V207H229V206H234V203L236 204L237 199L240 198L239 196H241L242 198H240V199H242V201H244V199L247 198V195H249L248 191H246V190L251 189L252 191H250L249 197L251 198V196L254 195L255 198L254 199L248 198L246 200H249L250 202H254V207L257 206V207H255V209H257V210L260 209V211H264L263 210L264 209V199H263L264 196H262V195H264L262 193V192H264V190H263V188H264V173H263V171L261 172L260 169H258V168L255 169V167L253 168L251 166L249 168L248 167H242L241 169H238ZM91 172H93V174ZM89 173H91V176L87 177L86 174H89ZM1 178H3V179H1ZM81 178H83V179L85 178V180L87 178L90 179V181H88V179H87V181L89 183L82 179L83 182H85L82 185L86 186V183H87L88 189L86 188L83 190L82 187L80 188V185L82 182L80 180ZM3 180H4V183H3ZM113 180H114V182H113ZM125 180H127V181H125ZM123 181H124V183H123ZM97 182H99V184ZM125 182H127V183H125ZM151 182H153V183H151ZM128 183L130 184V186L128 188H126L129 185ZM159 183H160V181H159ZM106 184H105V186H109L108 184L107 185ZM125 184H127L126 187H125ZM122 186L124 187L125 190L123 189ZM166 188L169 189V186ZM254 188H256V189L258 188L260 191L262 190V192L260 193L259 190H258L259 192H256V190ZM12 190H14V192L17 190L16 192L19 193V194H17L19 196H16L15 194H13L14 192H12ZM253 190H255V191H253ZM171 191L173 192V189ZM171 191L168 194L171 195ZM241 192H242V194H241ZM252 192H255V194ZM108 193H110V194H108ZM12 194H13V196H12ZM99 194H98V196H99V199L101 201L102 195L100 197ZM239 194H241V195H239ZM14 195L16 197H14ZM91 195H93V194H91ZM120 195L117 194V197H119ZM96 196H97V194H96ZM93 197L91 199H89L90 203H92L90 200H93ZM117 197L110 199L109 202H111L113 204V201L117 200ZM94 198H96V197H94ZM240 201L238 200L237 203L239 204L242 202V201L241 202ZM97 203H99V202H97ZM103 203H101V205ZM244 203H242V204L245 205ZM94 204H96V203H94ZM71 205H73V206L75 205V206L71 209L70 207H68ZM101 205L100 206L98 205V207L99 208L101 207L102 209H104L103 206H101ZM105 205L106 204H104V206ZM91 206H90V208H91ZM223 206L225 208V205H223ZM250 206L252 207L253 205H250ZM250 206H247L246 208L250 209ZM108 207H109L108 209L110 210L111 206H108ZM235 207H236V205H235ZM99 208H97V210ZM81 209H83V211H84V207H82ZM88 209H85V210L87 211ZM106 209H107V206H105V210ZM243 209H244V207H243ZM92 210H93V208H92ZM105 210L103 212H105ZM86 211H84L83 213H85ZM95 212H96V209H95ZM95 212H93V214H92L90 211L89 215L92 214V216L93 215L96 216L97 214L102 213L101 209H100V211L99 210L97 211L98 212L97 214H95ZM230 212H232V213L228 212V214H232V215H229V216H233V211H230ZM226 213H227V211H226ZM80 214L82 215V213L78 212V214H77L78 216L76 215L77 219L80 217L79 216ZM228 214H226V215H228ZM99 215H97V216H99ZM104 215H105V217H104ZM104 215L103 216L101 215L102 217L100 216L99 218H97V216L96 217L91 216L90 218H93L94 220L96 219L95 221H97L96 222L97 224L96 223L95 224L98 226V224H99L98 222H100V223H104V221L107 222V220L109 218L108 216H106V215H108V211L105 212ZM225 217H223V218H225ZM105 218H107V219H105ZM227 218L228 219H226V220L229 221L228 216H227ZM94 220H92V221L94 222ZM198 220H194V221H198ZM79 221H80V219H78V222H76V223H81ZM230 223H231V221H230ZM68 224H69V227H68ZM95 224H93V225L95 226ZM108 224L106 225V223H105L104 227H106L107 229H106L105 233L103 234V236L98 240L99 244L95 243L93 240L89 241L90 242V245H89L90 251H92V252L96 251V253L98 252V255L101 256V257H98V259L101 260V258L104 259V257L108 258L106 256L109 253L112 255V253L115 251L114 248L116 247L117 248L116 249V256H119L116 258V259H118V261H117L118 264H145V262L142 261V258H140L143 256V255L141 256L142 253L140 254V252H142V251L139 250L141 248V242H142L141 240L146 236L145 231L141 232L140 234L131 236L129 228L125 227L127 225L122 224L121 226L115 227L117 230V234H118L117 237L119 236V238L120 237L125 238L122 240H124L123 242L124 243L126 242V243L124 245L121 244L122 245L121 246V245H118L116 243L117 242L116 240H118L119 238H117L116 236L111 235L109 233L110 232L109 230L112 229L113 227L110 224L109 225ZM192 224L193 223H191L189 225L191 226ZM232 224H233V219H232ZM70 226L71 227L73 226L74 228H71ZM79 226H81V224H79ZM97 226H95V227H97ZM101 226H103V225H101ZM229 226H231V224H229ZM74 229H75V232H74ZM193 229L191 226V229H189V230H191V232L189 230H187V232L185 231L184 238H186V239L185 240L183 239L181 241L182 242L184 241L186 243L183 242L184 243L183 244L180 241V243L182 245H184V247H186L187 243L189 244V243H191V241H193V240H191V238H192L191 236H193V234L192 235L190 234L194 231ZM228 229L230 230V228H228ZM229 230H227V226H226L225 231H226L227 238H228V236L231 235L228 239H226V240H228V241H226L227 244L225 245L227 247V250H226L227 254L225 255L227 258L232 257V253H233L232 247L234 244L235 245L239 244V247L236 245L239 249H244V247L246 248L245 245L249 244L250 246L247 248H249V251L252 250V253H250V254L248 252V249H246V250L244 249L243 251L238 250L240 252H238L239 254L237 253L238 256L236 257L235 261H233V264H264V245H262V243L264 241L259 244L257 242V238H256V237L261 236V235L257 236L256 232H253V233L251 232L252 234L250 232L249 233L246 232V234H245L244 232L242 233L241 231H240L239 235L244 234L243 236L241 235V237H239V235H236L234 232H231L230 235H227V232H230ZM188 232H189V234H186ZM260 232H262V230L259 231V233ZM71 233H73V234L71 235ZM261 234L264 235V232ZM80 235H81V237H80ZM95 235H96V232L92 231L88 237H90L89 239H91ZM189 236H190V238H189ZM76 237H78L77 238V239H79L78 241L75 239ZM112 238L114 241L112 240ZM187 238H188V240H187ZM139 241H140V243H139ZM258 241H260V240H258ZM261 241H262V239H261ZM101 244H102V247H101ZM252 245H253V248L254 247L256 248L255 249L256 253L253 252V248L252 249L250 248ZM72 246H73V248H71ZM82 246H84V245L82 244ZM109 247H110V249H108ZM180 247H181V245H180ZM78 248H80V247L78 246ZM70 249H72V250L74 249V252L70 253ZM257 251H259V252H257ZM67 253L72 254V255L70 256ZM230 253H231V256H230ZM66 255L68 257H65ZM103 255H104V257H102ZM165 257H166V255H165ZM227 262H229V259L227 260ZM107 263L112 264L110 260H109V262L107 260L106 264Z\"/></svg>","mask_w":264,"mask_h":264}]
</instances>
